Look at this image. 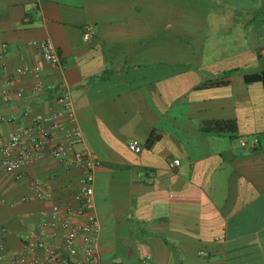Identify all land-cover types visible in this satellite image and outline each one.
Masks as SVG:
<instances>
[{
  "label": "crops",
  "instance_id": "0c3cea01",
  "mask_svg": "<svg viewBox=\"0 0 264 264\" xmlns=\"http://www.w3.org/2000/svg\"><path fill=\"white\" fill-rule=\"evenodd\" d=\"M22 67L39 69L42 89ZM262 69L264 0H0V146L66 90L77 148L99 160V264H264V87L243 78ZM214 120L235 128H204ZM20 173H0V264L54 205L80 222L79 168L46 152Z\"/></svg>",
  "mask_w": 264,
  "mask_h": 264
},
{
  "label": "built area",
  "instance_id": "2783aa9c",
  "mask_svg": "<svg viewBox=\"0 0 264 264\" xmlns=\"http://www.w3.org/2000/svg\"><path fill=\"white\" fill-rule=\"evenodd\" d=\"M83 32L89 37L95 36L91 25L84 26ZM36 45L46 62L55 68L61 65L59 54L51 40H41L36 42ZM17 73L31 74L35 78L34 90L43 88L44 84L38 68L22 67L17 69ZM55 99L59 103L58 109L44 117L33 118L31 128L15 131L7 142L0 146L2 155L0 173L14 174L16 178H19L24 164L43 159L46 152L66 167L79 168L81 171L80 187L75 193L79 207L75 213L80 218V222L73 223L68 219H61L63 209L54 205L51 209L53 218L40 219L38 234L28 233L23 236V249L12 258V263L99 264L96 248L99 223L92 211L94 174L99 166V160L91 152L77 148L81 141V131L76 124L69 92L62 90ZM257 141V138L251 140L252 144H256ZM127 146L129 150L136 153L142 149L136 139L129 140ZM178 163L179 160L173 161L174 165ZM58 228L66 230V235L60 245L44 239L48 230L51 231V236H54Z\"/></svg>",
  "mask_w": 264,
  "mask_h": 264
},
{
  "label": "trees",
  "instance_id": "16d2710c",
  "mask_svg": "<svg viewBox=\"0 0 264 264\" xmlns=\"http://www.w3.org/2000/svg\"><path fill=\"white\" fill-rule=\"evenodd\" d=\"M243 78L246 83H252L255 81L261 82L264 87V69L259 72L244 74ZM204 128L233 130L235 128V123L231 120H214L206 122Z\"/></svg>",
  "mask_w": 264,
  "mask_h": 264
}]
</instances>
